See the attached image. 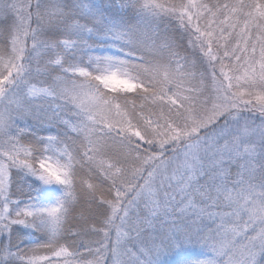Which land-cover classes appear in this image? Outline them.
I'll list each match as a JSON object with an SVG mask.
<instances>
[{
	"label": "snow or ice",
	"instance_id": "snow-or-ice-1",
	"mask_svg": "<svg viewBox=\"0 0 264 264\" xmlns=\"http://www.w3.org/2000/svg\"><path fill=\"white\" fill-rule=\"evenodd\" d=\"M0 264H264V0H0Z\"/></svg>",
	"mask_w": 264,
	"mask_h": 264
},
{
	"label": "trees",
	"instance_id": "trees-1",
	"mask_svg": "<svg viewBox=\"0 0 264 264\" xmlns=\"http://www.w3.org/2000/svg\"><path fill=\"white\" fill-rule=\"evenodd\" d=\"M184 258V256L181 254V255H175V256H173V257H170V259H172V260H176V261H178V260H180V259H183Z\"/></svg>",
	"mask_w": 264,
	"mask_h": 264
}]
</instances>
